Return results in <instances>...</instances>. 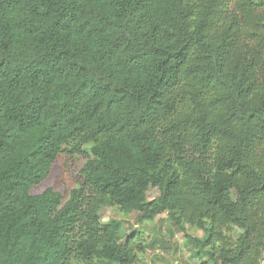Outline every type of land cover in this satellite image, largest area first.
Segmentation results:
<instances>
[{"label":"trees","instance_id":"trees-1","mask_svg":"<svg viewBox=\"0 0 264 264\" xmlns=\"http://www.w3.org/2000/svg\"><path fill=\"white\" fill-rule=\"evenodd\" d=\"M106 204L264 264V0H0V264H136Z\"/></svg>","mask_w":264,"mask_h":264},{"label":"rangeland","instance_id":"rangeland-1","mask_svg":"<svg viewBox=\"0 0 264 264\" xmlns=\"http://www.w3.org/2000/svg\"><path fill=\"white\" fill-rule=\"evenodd\" d=\"M83 161L82 154H68L62 152L58 157L56 168L53 170L48 179H46L38 192L46 186L56 183L57 175H61L59 189L68 191L78 185L77 170ZM157 190L150 188L147 198L151 199L157 196ZM101 221L110 219L122 220L127 227H134L143 230L146 236L147 249L145 253L139 254L136 264H198L197 260L191 257V249L184 243L183 235L169 232L168 220L164 215L156 217L152 221L139 223L138 213L131 212L125 214L117 208L104 205L98 212ZM188 233L201 236L202 232L195 228H188ZM161 242L165 243L167 248H161Z\"/></svg>","mask_w":264,"mask_h":264}]
</instances>
